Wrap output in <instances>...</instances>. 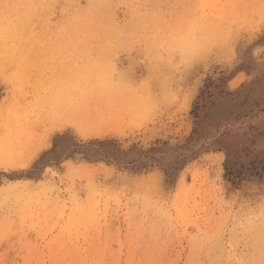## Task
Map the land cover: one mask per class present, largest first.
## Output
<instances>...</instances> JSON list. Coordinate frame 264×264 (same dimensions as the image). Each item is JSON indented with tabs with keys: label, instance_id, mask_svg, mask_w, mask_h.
Instances as JSON below:
<instances>
[{
	"label": "rangeland",
	"instance_id": "obj_1",
	"mask_svg": "<svg viewBox=\"0 0 264 264\" xmlns=\"http://www.w3.org/2000/svg\"><path fill=\"white\" fill-rule=\"evenodd\" d=\"M227 160H264V0H0V264H264Z\"/></svg>",
	"mask_w": 264,
	"mask_h": 264
},
{
	"label": "trees",
	"instance_id": "obj_2",
	"mask_svg": "<svg viewBox=\"0 0 264 264\" xmlns=\"http://www.w3.org/2000/svg\"><path fill=\"white\" fill-rule=\"evenodd\" d=\"M205 94L211 96L212 91L209 86H206V90L202 92V96ZM60 139V138H59ZM225 177L233 184H238L239 182L256 177L260 180H264V160L257 162L253 161L247 166L235 167L231 161L227 160L225 163Z\"/></svg>",
	"mask_w": 264,
	"mask_h": 264
}]
</instances>
